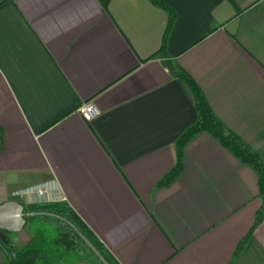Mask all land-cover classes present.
<instances>
[{
	"label": "crops",
	"instance_id": "obj_1",
	"mask_svg": "<svg viewBox=\"0 0 264 264\" xmlns=\"http://www.w3.org/2000/svg\"><path fill=\"white\" fill-rule=\"evenodd\" d=\"M159 1L176 16L165 52L169 13L150 0H0V205L65 203L118 264H264V216L236 254L257 175L212 136L159 185L198 120L177 68L264 164V0ZM16 234L18 251L34 238Z\"/></svg>",
	"mask_w": 264,
	"mask_h": 264
},
{
	"label": "trees",
	"instance_id": "obj_2",
	"mask_svg": "<svg viewBox=\"0 0 264 264\" xmlns=\"http://www.w3.org/2000/svg\"><path fill=\"white\" fill-rule=\"evenodd\" d=\"M150 1L155 6L166 9L169 13L168 26L161 47V52H165L168 36L176 16L173 11L167 9L159 0ZM176 74L187 83L193 93L198 120L179 138L176 164L159 185L168 186L181 175L184 148L192 140L204 133L212 136L224 149L252 169L258 178L259 196L263 200V205L256 214L255 225L251 232L237 248L236 254H239L264 216V164L258 154L218 118L199 85L179 68H177ZM4 147V131L0 127V152L4 150ZM38 213H48L55 216ZM25 214L26 226L29 225L34 233V238L26 248L18 251L14 246L17 234L0 229V248L5 254L6 264H54L55 261L68 259L85 264H103L82 240L78 232L82 233L96 247L109 264H118L93 232L67 204L28 207L25 210Z\"/></svg>",
	"mask_w": 264,
	"mask_h": 264
},
{
	"label": "water",
	"instance_id": "obj_3",
	"mask_svg": "<svg viewBox=\"0 0 264 264\" xmlns=\"http://www.w3.org/2000/svg\"><path fill=\"white\" fill-rule=\"evenodd\" d=\"M169 68V66L167 65ZM49 216H55L48 213H38ZM25 207L17 201H8L0 205V229L8 232H20L26 226L27 220L25 218ZM70 224V223H69ZM75 228L72 224H70ZM82 240L87 246L95 253V255L101 260L103 264H109V262L102 256V254L96 249V247L80 232H78Z\"/></svg>",
	"mask_w": 264,
	"mask_h": 264
},
{
	"label": "built area",
	"instance_id": "obj_4",
	"mask_svg": "<svg viewBox=\"0 0 264 264\" xmlns=\"http://www.w3.org/2000/svg\"><path fill=\"white\" fill-rule=\"evenodd\" d=\"M78 113L86 122H91L93 119L99 116L100 111L91 103H83L79 106ZM38 191L40 193L43 192V190Z\"/></svg>",
	"mask_w": 264,
	"mask_h": 264
}]
</instances>
